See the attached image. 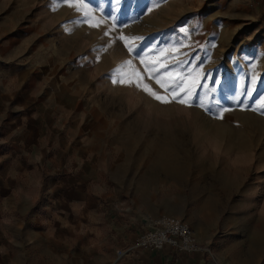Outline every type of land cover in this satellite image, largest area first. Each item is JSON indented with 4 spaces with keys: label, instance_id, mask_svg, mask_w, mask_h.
<instances>
[{
    "label": "rangeland",
    "instance_id": "374dc122",
    "mask_svg": "<svg viewBox=\"0 0 264 264\" xmlns=\"http://www.w3.org/2000/svg\"><path fill=\"white\" fill-rule=\"evenodd\" d=\"M263 1L0 0V25L30 56L48 53L62 74L74 70V87L90 98L80 108L105 112L108 136L123 137L118 153L107 138L111 173L94 185L110 194L95 200L92 228L170 215L208 246L206 264H264ZM156 78L183 79L180 95L192 94L161 103L144 91L171 100ZM121 161L136 166L129 180L115 175ZM103 235L91 255L117 264L133 242L115 239L107 251Z\"/></svg>",
    "mask_w": 264,
    "mask_h": 264
},
{
    "label": "crops",
    "instance_id": "0c3cea01",
    "mask_svg": "<svg viewBox=\"0 0 264 264\" xmlns=\"http://www.w3.org/2000/svg\"><path fill=\"white\" fill-rule=\"evenodd\" d=\"M259 7L264 13V1ZM0 44V264H114L91 255L94 235L104 233L110 251L115 239L134 242L146 230L130 222L90 226L95 200L110 194L106 185H94L111 173L102 159L107 138L118 153L122 135L108 136L105 112L80 108L90 98L74 87V70L62 74L48 53L30 56L6 25ZM130 164L118 163L115 175L129 180L136 174ZM204 257L166 247L117 264H206Z\"/></svg>",
    "mask_w": 264,
    "mask_h": 264
},
{
    "label": "built area",
    "instance_id": "2783aa9c",
    "mask_svg": "<svg viewBox=\"0 0 264 264\" xmlns=\"http://www.w3.org/2000/svg\"><path fill=\"white\" fill-rule=\"evenodd\" d=\"M148 228L132 243L129 248H121L116 252V263L133 255L134 249L144 252L162 251L169 247L184 254H207L208 246L195 236L193 230L182 219L163 215L145 224ZM135 255V254H134Z\"/></svg>",
    "mask_w": 264,
    "mask_h": 264
},
{
    "label": "snow or ice",
    "instance_id": "6c2138e0",
    "mask_svg": "<svg viewBox=\"0 0 264 264\" xmlns=\"http://www.w3.org/2000/svg\"><path fill=\"white\" fill-rule=\"evenodd\" d=\"M69 6L72 7L73 5L69 3ZM90 26H95V25H90ZM120 39L125 41V46L127 47L130 40L124 37H120ZM128 50L132 51L130 47L128 48ZM128 65H130V61H125L124 66H122V68L120 69H117V74L121 73L123 69L127 67ZM145 70L148 71L149 69H145ZM136 75H139V74L137 73ZM150 78H155V77H150ZM113 82L114 83H117V82L124 83L125 81L123 80V78H121L119 81L113 80ZM156 82L160 84L162 88L165 89V92L167 93L168 96H171V100H169L166 96L159 95L155 91H152L146 85L144 86V91H146L149 95H151L154 99L158 100L161 103H170L172 101H175L176 103L184 104L186 103V98L192 94L191 89H188L187 91L183 92V95H180V92L183 89V79L176 81L172 83L171 85H165L161 83V81L158 78H156ZM136 87L138 88L141 87L140 83H137ZM189 106L191 105L189 104Z\"/></svg>",
    "mask_w": 264,
    "mask_h": 264
}]
</instances>
